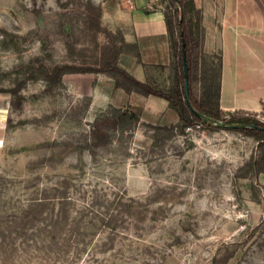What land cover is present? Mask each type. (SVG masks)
<instances>
[{
    "label": "rangeland",
    "instance_id": "obj_1",
    "mask_svg": "<svg viewBox=\"0 0 264 264\" xmlns=\"http://www.w3.org/2000/svg\"><path fill=\"white\" fill-rule=\"evenodd\" d=\"M166 4L0 0V264H264L258 138L208 123L183 129L170 110L141 117L133 134L109 128L110 142L97 145L93 122L108 106L92 108L89 91L102 73L55 80L56 66L98 67L115 46L119 64L134 55L122 44L128 11ZM204 50L207 68L223 67L220 49ZM172 60L147 67L152 86L170 88ZM212 73L195 82L200 95ZM247 112L264 122V108ZM92 190L111 203H92ZM36 198H48L39 212ZM60 214L69 220L54 227Z\"/></svg>",
    "mask_w": 264,
    "mask_h": 264
},
{
    "label": "crops",
    "instance_id": "obj_2",
    "mask_svg": "<svg viewBox=\"0 0 264 264\" xmlns=\"http://www.w3.org/2000/svg\"><path fill=\"white\" fill-rule=\"evenodd\" d=\"M197 2V0H196ZM198 4V2H197ZM203 9L206 29L204 47L220 49L223 55L221 108L258 113L264 108V0H213ZM130 26L124 31L129 43H137L142 63L135 55L120 59V65L141 81H149L147 67L171 61V43L163 12L128 11ZM212 22L217 34L210 30ZM98 83L89 91L91 107L104 109L109 105L142 112L143 120H165L170 110L168 101L155 96L128 93L116 88L114 79L98 74ZM70 84V80H66ZM65 83V82H64ZM177 114V113H176ZM178 115V114H177ZM179 117V116H178ZM176 122L177 117L172 118ZM180 119V118H179Z\"/></svg>",
    "mask_w": 264,
    "mask_h": 264
},
{
    "label": "trees",
    "instance_id": "obj_3",
    "mask_svg": "<svg viewBox=\"0 0 264 264\" xmlns=\"http://www.w3.org/2000/svg\"><path fill=\"white\" fill-rule=\"evenodd\" d=\"M161 3H167L164 11V18L170 36V45L172 50V68L174 72L173 82L169 89L163 90L155 88L149 81H141L134 75L128 72L119 64V54L122 53V48H113V53L110 57H105L102 65L94 66H74L62 65L56 66L53 70L55 80L62 82V78L67 73H102L114 79L116 88H122L126 92H137L144 96L155 95L168 101L169 107L174 110L182 124L181 128L185 129L196 124L208 123L221 128L223 126L230 129L239 130L246 135L258 138L262 146H264V122L252 115L249 112L238 109L226 117L224 110L220 105L221 99V74L222 63L212 64L211 68H207V54L204 50V41L206 29L203 23V9L198 6L196 0H161ZM123 46L131 47L135 50L134 55L138 61L142 63L140 49L137 43H129L122 38ZM186 59L189 71L190 82V101L194 110L186 102L185 97V70L184 60ZM144 66L146 64L142 63ZM212 71V76L206 79L203 92L201 95L197 92L195 82L200 76L207 75ZM202 72V74H201ZM50 77V78H49ZM51 79V76H48ZM222 125L218 124L222 120ZM141 122L140 114L130 108H117L109 105L101 115L97 116L93 122L92 133L97 145H106L110 142V133L107 129L123 130L133 134ZM251 163V162H249ZM259 167L256 173L264 172V162L258 163ZM65 194L68 188L64 187ZM87 191V190H86ZM95 195L92 198V203L102 205L111 203V199L99 194L97 190H92ZM86 193V192H85ZM127 199V196L121 197L115 195L116 199ZM48 198H36L34 200V210L39 212L41 206ZM71 197L63 196L61 204L69 203ZM113 200V201H114ZM130 199L128 198L127 201ZM36 203V204H35ZM70 210V209H69ZM55 216V215H54ZM68 216L62 214L59 218L53 217L51 225H58L62 219L68 222ZM110 221V219H109ZM55 227V226H54ZM55 235V231L53 232ZM52 247L57 243H51ZM51 247V248H52ZM50 248V247H49Z\"/></svg>",
    "mask_w": 264,
    "mask_h": 264
},
{
    "label": "water",
    "instance_id": "obj_4",
    "mask_svg": "<svg viewBox=\"0 0 264 264\" xmlns=\"http://www.w3.org/2000/svg\"><path fill=\"white\" fill-rule=\"evenodd\" d=\"M184 70H185V97H186V102L190 106V108L192 110H194L192 105H191V101H190L189 71H188V65H187L186 59L184 60ZM218 124H222V123L219 121ZM0 146H2V141H0Z\"/></svg>",
    "mask_w": 264,
    "mask_h": 264
}]
</instances>
